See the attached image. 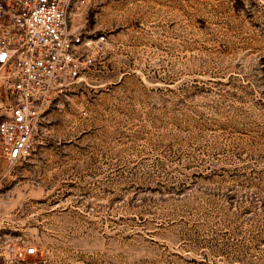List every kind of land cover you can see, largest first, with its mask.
Returning a JSON list of instances; mask_svg holds the SVG:
<instances>
[{
  "label": "rangeland",
  "instance_id": "obj_1",
  "mask_svg": "<svg viewBox=\"0 0 264 264\" xmlns=\"http://www.w3.org/2000/svg\"><path fill=\"white\" fill-rule=\"evenodd\" d=\"M68 23L107 43L36 151L0 156V264H264V0H93Z\"/></svg>",
  "mask_w": 264,
  "mask_h": 264
},
{
  "label": "built area",
  "instance_id": "obj_2",
  "mask_svg": "<svg viewBox=\"0 0 264 264\" xmlns=\"http://www.w3.org/2000/svg\"><path fill=\"white\" fill-rule=\"evenodd\" d=\"M92 1L0 0V156L12 166L36 151L41 119L107 43L105 32L93 37L68 23Z\"/></svg>",
  "mask_w": 264,
  "mask_h": 264
}]
</instances>
